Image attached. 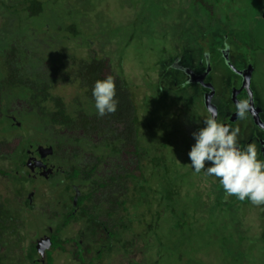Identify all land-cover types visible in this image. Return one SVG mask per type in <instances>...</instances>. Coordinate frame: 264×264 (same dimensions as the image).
Masks as SVG:
<instances>
[{
  "label": "flooded vegetation",
  "instance_id": "1",
  "mask_svg": "<svg viewBox=\"0 0 264 264\" xmlns=\"http://www.w3.org/2000/svg\"><path fill=\"white\" fill-rule=\"evenodd\" d=\"M131 4L134 27L162 30L136 37L159 41L142 50L150 79L123 68L125 53L109 59L104 41L97 55H69V103L50 88L71 117L66 133L53 142L0 136L11 166L2 177L32 181L16 197L23 214L0 237V264H264V206L226 198L187 156L191 132L215 109L264 159V0ZM108 75L117 110L99 117L91 89Z\"/></svg>",
  "mask_w": 264,
  "mask_h": 264
},
{
  "label": "rangeland",
  "instance_id": "2",
  "mask_svg": "<svg viewBox=\"0 0 264 264\" xmlns=\"http://www.w3.org/2000/svg\"><path fill=\"white\" fill-rule=\"evenodd\" d=\"M40 1L44 6V11L40 15L30 17L25 9V0H0V74H2V78L4 76L2 69L7 61L6 55L12 48H15L13 53L18 57L9 52V59L10 56L17 61L20 58L26 72L40 81L50 82V77L55 71L57 72L55 82L52 83L54 87L52 85L51 87L56 88L63 96L64 101L69 103L73 97V94L69 93L70 88L67 87V74L70 71L71 63L69 55L78 54L82 58H87L93 53L99 54L100 49H103L107 44L109 59L113 60L112 58L117 57L122 62L123 53H125L127 58L125 56L122 63L123 68L134 70L142 82L144 78L150 79L145 73L151 55H148V50L144 52L142 50L143 48L147 49L148 46L156 48L159 41L147 35H144V38L139 41L136 37L138 32L144 34L149 32L157 36L161 34L162 30L149 31L143 26L134 27L131 0ZM232 18L235 20L233 16ZM251 21L254 19L252 18ZM69 25L75 27L77 34L68 32ZM132 40L136 43L133 44ZM104 41L106 43L102 47ZM131 56L133 59L127 60ZM8 93L5 91L3 98L5 101L4 112L7 117L4 121H0V136L23 133L33 139L39 138L45 142H53L54 137L51 135L57 137L62 135L60 131L57 132L46 127L45 120L38 119L35 112L28 111L22 102L28 97L27 93ZM9 116H14L15 120ZM17 121L20 122L18 126L16 125ZM144 139L146 143H151L149 136H145ZM10 167L9 160L0 158V168L8 169ZM30 183L32 181L26 178L25 174L15 176L12 174V176L4 177L0 174L1 238L9 228L8 219L10 217L18 218L20 213L23 214L17 206L16 197L24 195L29 190ZM196 228L200 230V227Z\"/></svg>",
  "mask_w": 264,
  "mask_h": 264
},
{
  "label": "clouds",
  "instance_id": "3",
  "mask_svg": "<svg viewBox=\"0 0 264 264\" xmlns=\"http://www.w3.org/2000/svg\"><path fill=\"white\" fill-rule=\"evenodd\" d=\"M96 115L115 113L118 100L114 78L111 75L97 79L91 89ZM248 100L236 103V114L243 119ZM215 109L203 120V126L191 132L193 143L187 153L194 172L218 179L226 198L235 196L248 200L254 206H264V159L258 158L256 143L241 146L239 129L220 122Z\"/></svg>",
  "mask_w": 264,
  "mask_h": 264
},
{
  "label": "trees",
  "instance_id": "4",
  "mask_svg": "<svg viewBox=\"0 0 264 264\" xmlns=\"http://www.w3.org/2000/svg\"><path fill=\"white\" fill-rule=\"evenodd\" d=\"M25 9L30 17L40 15L44 10V6L40 0H25ZM68 32L77 34L76 29L73 25L68 26ZM15 48H12L9 52L12 55L18 57L14 54ZM9 52L6 55V63L2 71H6V74H0V121H4L7 117L5 110V91L10 93H27V103L26 108L30 112H35L38 119L45 120L46 127L51 130L60 131L61 133H66L71 123V119L68 114L67 108L63 99L61 97L56 98L50 92V88L53 82H55V77H57V72L50 77V82L40 81V79L28 74L23 66L21 59L17 61L15 58L10 56ZM10 55V54H9ZM23 61V59H22ZM97 64V60H93ZM94 64V63H92ZM88 69V66H84ZM100 69V66H98ZM4 78L6 81L4 82ZM8 80V82H7ZM51 83V84H50ZM26 99H23L24 103ZM20 103V102H19Z\"/></svg>",
  "mask_w": 264,
  "mask_h": 264
}]
</instances>
